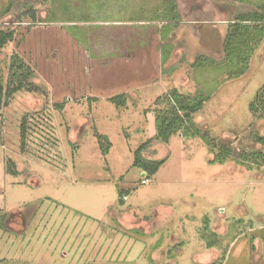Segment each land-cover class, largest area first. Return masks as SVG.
<instances>
[{
  "label": "rangeland",
  "instance_id": "1",
  "mask_svg": "<svg viewBox=\"0 0 264 264\" xmlns=\"http://www.w3.org/2000/svg\"><path fill=\"white\" fill-rule=\"evenodd\" d=\"M21 1L0 0V27ZM161 4L35 0L36 22L9 25L0 75L17 54L42 91L0 111V264H264V111L250 109L264 33L253 43L256 29L245 31L241 65L223 51L229 25L264 0H176L171 26ZM174 91L203 103L191 129L164 140L158 99ZM148 140L155 174L134 165ZM240 150L262 154L251 163Z\"/></svg>",
  "mask_w": 264,
  "mask_h": 264
},
{
  "label": "trees",
  "instance_id": "2",
  "mask_svg": "<svg viewBox=\"0 0 264 264\" xmlns=\"http://www.w3.org/2000/svg\"><path fill=\"white\" fill-rule=\"evenodd\" d=\"M34 1L35 0H23L19 2L17 5L19 8V12L16 14L14 20L7 24L10 25L12 23H21V19L24 16H28L31 18L32 22H36V11L33 7ZM162 3L163 4L161 5L168 9L169 15L171 14V19L165 20L167 21V24L170 26L173 24H179L181 22V19L178 12L176 11V0H162ZM237 21L239 22H236L234 24L231 23L229 25L231 27L237 25V27H234L236 29L234 35L224 38L223 51L227 58L231 57V60L234 61V64L238 65L240 63L242 64V61H239V59H237V49H239L241 44H244L243 38L248 37L244 36L248 35L245 31L248 30V33H250L249 28L253 26L254 29H256V35L253 37V43L255 41L259 42L260 40H262V36L264 33V7H262L259 12L252 14L251 18L241 17ZM9 25L0 27V49L14 39L15 30ZM227 43H229L230 46H227ZM244 57L247 58L246 56ZM244 62L245 60L243 59V63ZM33 76L34 72L32 71L31 67L29 65H26L19 55L15 54L12 57V61L10 64V74L8 80L4 82L3 78L0 75V111L4 106L8 105V102L12 98V96L19 91H42V89L38 85L31 81V77ZM122 97L123 96H116L112 98V100H119V98L124 99ZM158 102L165 103L167 106L166 109L164 108L165 110L160 109L156 111L157 113L155 119L156 127L158 130L157 135H159V137L164 140H167L172 135V133L178 130L184 131L191 129L194 123L193 117L201 108L203 103L199 94L196 95L192 93H180L177 91H174V93H172L168 99H158ZM56 106H58V104H56ZM260 106L264 109V85L257 92L254 101L251 102L250 109L252 111L253 117L260 116L262 113L261 111H264L263 109L261 111L259 110ZM27 128V118L26 116H23L20 123L19 134L21 150L24 149L26 144ZM98 137L101 138L102 135H98ZM255 138V142H258L259 140V143H261L262 145L264 144V137L256 136ZM150 144L151 140H148L142 143L135 150L134 165L141 167L149 174H155L162 161L150 160L147 159L146 155H144ZM211 145L212 148L216 146V143L213 139H211ZM223 146L227 154L232 153L234 148L229 143ZM240 151L238 157L242 158L245 156V158L251 163H255L252 158L253 156L260 153L262 154V152H260L259 150H253L244 153H242V150ZM262 161H264V156ZM122 197H125L124 194L122 195Z\"/></svg>",
  "mask_w": 264,
  "mask_h": 264
},
{
  "label": "crops",
  "instance_id": "3",
  "mask_svg": "<svg viewBox=\"0 0 264 264\" xmlns=\"http://www.w3.org/2000/svg\"><path fill=\"white\" fill-rule=\"evenodd\" d=\"M215 247V246H214ZM210 249L212 248V247H209Z\"/></svg>",
  "mask_w": 264,
  "mask_h": 264
}]
</instances>
